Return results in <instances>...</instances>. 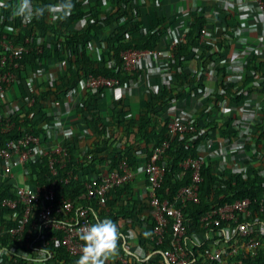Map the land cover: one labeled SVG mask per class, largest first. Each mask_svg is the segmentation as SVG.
<instances>
[{"label":"trees","instance_id":"1","mask_svg":"<svg viewBox=\"0 0 264 264\" xmlns=\"http://www.w3.org/2000/svg\"><path fill=\"white\" fill-rule=\"evenodd\" d=\"M148 1L71 0L73 8L69 15L65 16L63 10L58 7L51 17V15L49 16V7L52 9L53 5L59 6L66 0H33V5L45 7V12L39 18L23 20L14 15L19 0H5L0 9V41L9 40L18 45L24 43L26 38L29 40L26 44L28 51L22 52V57L17 60V68L12 69L18 76L19 82L9 86V88L13 85L17 86L20 91L18 101L23 103L14 113L1 114L0 112V121L4 122L9 118L10 123L14 122V127L9 131H0V147H4L8 139L18 138L24 132H30L44 140L42 137L46 131L40 127V119L31 116V114L45 107L51 96L60 98L79 80L86 79L90 75L115 77L120 81L118 86L113 87L116 88L137 78L140 75V67L134 72H126L122 66L121 52L127 49L155 48L169 31V24L165 25L164 17L158 18L156 22L145 27L148 24L144 9ZM261 1L264 6V0ZM215 20L227 28L229 36L241 25L236 14L226 10L218 11ZM206 21L204 17L194 13L185 37L179 40L172 49L173 57L168 63L174 67V74L178 80L185 76L193 77V74L185 70L183 66L188 59L185 55L197 52L196 48L200 46L197 39L201 29L207 25ZM201 45L204 48L208 47L204 43ZM201 55L203 58L207 56L209 61L212 59L211 54L207 51H203ZM217 55L219 58L221 57L220 53ZM53 57L62 59V73L63 78L66 79V82L62 83L61 81L58 84L56 81V84H53L54 87L56 86L55 90L59 91V96L57 91L52 89L53 86L42 83L39 98L32 106L27 105L26 97L34 96L33 92L25 90L29 72L37 67H44ZM262 58L264 62V57ZM10 68L11 63H6V66L0 68V71ZM226 76V69L222 67L220 69L221 80ZM183 82L184 80L180 84ZM186 82L189 83L188 79ZM220 87L226 92L223 94L224 97L229 98L228 92L232 88L223 82L220 83ZM86 89V99L78 114L82 117L83 126L91 129L94 133L96 137L94 145L80 155L79 148L73 144L75 142L73 139L69 143L65 141L63 145L67 149L68 160L65 166L59 170L56 179L58 185L61 186V194L65 198H71L75 206L87 205L89 207L91 223L105 218L111 219L117 224L121 235L127 230L133 215L132 206H129L131 200L127 198V195L131 193V188L127 185L129 182L121 186L110 187L106 193L105 206H100L95 199L86 200L84 197L85 183L89 176L117 168V164L122 160H125L131 169H135L141 162L145 163L149 159L155 147L164 140H168L169 147L165 152L167 162L164 159L161 160L167 164L166 171L156 193L161 199L172 200L177 191L191 181L192 169L182 167L181 162L188 157H201L203 144L212 140L213 137L210 134L215 131L228 142H232L236 136L235 130L231 129L230 121H223L222 118L204 121L203 124L206 125L204 131L200 125L195 123L196 121L193 122L196 137L192 140H190V136L193 135L191 133H177L170 136L167 128L170 119L160 118L158 113H161L164 106L167 105L168 100L166 99L171 97V92L175 91L176 87L159 85L158 94H149L144 99V104L136 110L127 104H121V109L117 110V106L114 105L110 109L112 114L109 123H106L99 115L97 108L93 107L94 96L105 88L86 87ZM232 95L234 93H231V100L239 102L242 99V94ZM1 106L0 103V108ZM202 118H204V114H200L197 120L200 121ZM254 124V129L249 131V142L254 143L261 151L264 149V105L261 106L259 119H256ZM114 140L117 142V146L114 145ZM119 143L120 145H118ZM101 145L104 146L105 154L103 156L96 150ZM260 147H262L261 150ZM112 150L114 151L112 152ZM261 158V169L252 170L248 175L244 171L218 172L212 160H205L200 170L202 180L199 183V201L190 202L182 209L187 238L194 240L205 232V223L201 219L205 213L215 210L225 203H232L236 199L248 198L252 218L264 220V207L260 210L261 206H264V175L261 174V170L264 169V151ZM28 166L29 173L26 177L28 182L32 184L48 182L51 176L47 156H39ZM67 172L70 173L67 174ZM17 173L18 169L14 170L13 174ZM71 174L77 175V177L73 178ZM67 177L69 179L66 183L60 182V179ZM14 179H16L14 176L0 178V201L4 197L14 195ZM124 194L126 196L121 198V202L118 201ZM22 206L19 205L14 210L0 206V249H3L0 264H76L80 255H73L66 249L62 244L63 232L60 230L46 229L40 226L31 230L30 236L33 237V240L39 233L48 232L46 238L49 243L43 256L39 255L40 250H36L35 245H30L29 241L18 239L17 235L11 233V229L18 225V220L23 216L24 206ZM120 219H124L125 222L121 223ZM32 222L39 223L36 209L29 213L27 229ZM150 224L152 227V219ZM166 230L167 237L171 233L170 226H167ZM150 236L151 234L144 236L140 242L143 248L146 243L151 245L146 255L155 250L166 249L167 242L156 245ZM203 246L197 249L202 251ZM11 247L16 250L14 254L9 252ZM152 255L140 263L136 259L130 260L126 258L119 240L118 255L110 259L107 264H167L162 253L157 252L151 258ZM117 257L125 258L126 261L123 262ZM215 264H264V237H260V242L252 250L233 255L227 260L217 261Z\"/></svg>","mask_w":264,"mask_h":264},{"label":"crops","instance_id":"2","mask_svg":"<svg viewBox=\"0 0 264 264\" xmlns=\"http://www.w3.org/2000/svg\"><path fill=\"white\" fill-rule=\"evenodd\" d=\"M5 0H0V9ZM33 3V0H32ZM264 7V6H263ZM258 0H149L144 12L147 20L145 27L164 17L165 25L169 24V31L163 41L155 47L157 50H166L170 42L178 39L180 34L188 32L192 15L198 14L207 21L203 40L200 37L197 42V52L186 54L187 60L184 68L193 77H175L174 67L168 62L158 61L156 58H146L140 66V75L116 88H105L94 96V106L101 118L109 123L111 110L114 105L118 110L121 104L130 105L133 110L144 104V99L149 95H157L159 85L177 88L171 92V97L166 100L158 117L180 120H191L205 130L204 121L222 118L230 121L232 130H235V139L226 141L218 132L210 134L211 141L203 144V155L206 161L212 160L218 172L244 171L250 174L252 170H260L262 167L261 156L264 149L257 148V152L251 151L249 131L254 129L255 120L259 119L261 106L264 105V8ZM58 10V5H53L49 16ZM226 10L235 13L241 25L232 32L231 36L227 28L216 22V13ZM144 27V29H146ZM202 43L208 47L204 48ZM207 51L212 59L202 57V52ZM218 53L221 57H218ZM226 69V77L221 80L220 69ZM63 61L56 57L48 60L44 67H37L29 72L25 90L34 93V96L25 100L39 98L42 83L51 86L60 82H66L63 78ZM63 78V79H62ZM188 79L189 83L186 82ZM60 80V81H59ZM178 80V81H177ZM184 80L183 84H180ZM228 86L229 98L224 97V89L220 83ZM189 84V85H188ZM54 91L56 86L52 88ZM87 89L85 79H81L71 89H67L60 98L51 96L49 103L42 109L31 114L40 119V127L46 131L44 142L53 146L55 144L69 143L71 139L79 148L80 155L94 145L96 138L91 129L83 126L82 117L78 114L83 101L86 99ZM232 96L242 94L239 102L230 99ZM59 96V91H57ZM20 91L17 86L5 89L1 95V114L14 113L23 102L18 101ZM36 109V108H35ZM121 109V108H120ZM200 114L204 118L198 121ZM29 119V116H28ZM200 123V124H199ZM45 126V127H44ZM202 131V132H203ZM201 132V131H200ZM114 145L117 142L114 140ZM72 145V143H70ZM120 145V143L118 144ZM100 155H104V146L96 149ZM115 150V149H114ZM112 150V152L114 151ZM109 151V150H108ZM78 153V152H74ZM144 163L141 162L133 169V176L129 184L131 193L127 198L131 200L133 215L131 216L127 230L120 236V244L126 258L145 261L151 254L146 255L151 245L146 243L144 248L140 242L144 236L151 232V209L149 204V186L143 172ZM124 195L120 196L121 202ZM124 223V219H120ZM120 258V257H117ZM166 262V261H165Z\"/></svg>","mask_w":264,"mask_h":264},{"label":"built area","instance_id":"3","mask_svg":"<svg viewBox=\"0 0 264 264\" xmlns=\"http://www.w3.org/2000/svg\"><path fill=\"white\" fill-rule=\"evenodd\" d=\"M258 1L263 7L262 1ZM204 35L205 28L203 27L199 33L200 40H203ZM184 37L185 33L180 34L178 39L170 42L166 50L155 48L124 50L121 52L123 69L126 72H134L146 58H157L158 61L168 62L173 57L172 49ZM28 40L29 38H26L24 43L18 45L9 40L0 41V68L5 67L6 63H11L10 69L0 71V97L11 84L19 82L18 76L12 69L17 68V60L22 57V52L28 51L26 46ZM119 84L118 78L103 75H90L85 79V86L91 89L113 88ZM35 101L36 98L32 97L28 99L27 105L32 106ZM13 127L14 122L10 123L9 118L4 122L0 121L1 132H7ZM167 128L170 136L177 133H191L193 135L190 136V140L196 137L194 135L196 129L191 120L174 118L168 122ZM168 147V140H164L155 147L143 167L149 186L148 197L153 220L150 239L156 245L163 242L168 243L165 250H155L154 254L162 253L167 264H215L217 261L227 260L233 255L252 250L257 246L260 237H264V220L252 218L248 198L236 199L232 203H225L205 213L201 218L205 223V232L194 240L187 238L182 209L190 202L199 201V183L202 180L200 170L205 158L202 156L188 157L183 160L181 166L192 169L190 183L182 186L174 199H161L156 190L166 171L165 152ZM251 151L253 153L258 151L254 143L251 144ZM41 155L47 156L51 177L46 183L32 184L26 179L29 173L28 164ZM162 159L166 162L161 161ZM67 160L68 152L63 144L49 146L41 137L30 132H24L22 136L15 139H8L5 146L0 147V178L16 177L14 195L1 199L0 206L8 210H14L19 205L24 206L23 216L18 220V225L11 229V233L17 235L18 239H24L29 241L30 245H35V249L40 250L39 255L41 256L46 252L45 248L49 243L46 238L48 232L39 233L33 240L30 236L32 229L40 226L62 231V244L71 254L81 255L83 241L80 240L79 235L85 227L92 224L89 217L90 209L87 205L75 206L71 198H65L61 194V186L58 185L56 178ZM16 169L18 173L14 175ZM261 174L264 175V169L261 170ZM17 176L22 180H19ZM132 176L133 169L125 160H122L117 164V168L89 176L85 183L84 197L86 200L95 199L100 206H105L107 190L112 186H121L130 182ZM72 177L76 178L77 175H72ZM68 179L69 177L60 179V182L66 183ZM37 206L40 208H36ZM263 207L261 206L260 210ZM34 209L37 211L39 223L32 222L27 229L29 213ZM167 226L171 229L169 237H166ZM200 246H203L202 251L197 249ZM194 249L196 251H193ZM2 250L0 249V256ZM9 252L14 254L16 250L11 247ZM120 260L126 261L125 258H120Z\"/></svg>","mask_w":264,"mask_h":264},{"label":"clouds","instance_id":"4","mask_svg":"<svg viewBox=\"0 0 264 264\" xmlns=\"http://www.w3.org/2000/svg\"><path fill=\"white\" fill-rule=\"evenodd\" d=\"M58 7L67 16L71 13L73 5L71 0H66ZM49 11H51L50 7ZM44 12L45 7H35L32 0H19L14 15L23 20H31L33 17L43 16ZM120 235L117 224L107 218L85 227L79 235L83 245L76 264H107L110 259L118 255Z\"/></svg>","mask_w":264,"mask_h":264},{"label":"rangeland","instance_id":"5","mask_svg":"<svg viewBox=\"0 0 264 264\" xmlns=\"http://www.w3.org/2000/svg\"><path fill=\"white\" fill-rule=\"evenodd\" d=\"M17 177H18V176H17ZM18 179H19V180H22V178H21V177H18Z\"/></svg>","mask_w":264,"mask_h":264}]
</instances>
